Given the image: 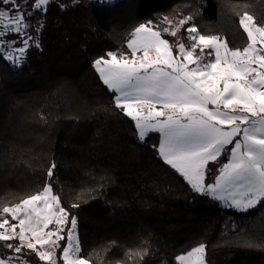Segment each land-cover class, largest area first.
Masks as SVG:
<instances>
[{"label":"trees","instance_id":"obj_1","mask_svg":"<svg viewBox=\"0 0 264 264\" xmlns=\"http://www.w3.org/2000/svg\"><path fill=\"white\" fill-rule=\"evenodd\" d=\"M245 13L264 26V0H52L41 48L19 67L0 58V210L41 191L54 163L53 191L77 219L89 264H179L200 244L207 264H264V204L236 212L194 193L159 156V133L138 139L94 67L107 52L129 51L139 24L167 27L165 16H191L185 28L243 49ZM218 167L209 165L207 183ZM13 255L0 246L2 258Z\"/></svg>","mask_w":264,"mask_h":264},{"label":"snow or ice","instance_id":"obj_2","mask_svg":"<svg viewBox=\"0 0 264 264\" xmlns=\"http://www.w3.org/2000/svg\"><path fill=\"white\" fill-rule=\"evenodd\" d=\"M51 2L0 0V58L18 67L30 48H41L42 17ZM191 20L165 16L168 26L162 30L152 21L141 23L127 41L129 51L107 52L94 67L113 93L114 107L134 122L138 139L158 132L159 156L194 193L247 212L264 204V26L245 13L239 24L248 43L231 49L217 36L200 34L194 24L185 28ZM210 164L219 167L207 183ZM55 168L53 163L47 170L49 182L41 191L0 210V246L15 254L0 258V264H32V254L58 264V249L62 264H89L80 255L77 219L53 191ZM205 256L206 245L200 244L176 260L205 264Z\"/></svg>","mask_w":264,"mask_h":264},{"label":"rangeland","instance_id":"obj_3","mask_svg":"<svg viewBox=\"0 0 264 264\" xmlns=\"http://www.w3.org/2000/svg\"><path fill=\"white\" fill-rule=\"evenodd\" d=\"M114 1H116V0H113V2ZM249 15V14H248ZM251 16V15H250ZM255 22V21H254ZM256 23V22H255ZM257 24V23H256ZM258 25V24H257ZM258 26H260V25H258ZM221 41H225L224 39H220ZM197 51H199V50H197ZM207 51V50H206ZM19 67V66H18ZM153 133H158V132H153ZM151 134V133H150ZM229 147H231V146H229ZM220 204L224 207V208H228V209H231V210H233V211H236V212H239V211H237V210H235V209H233V208H229V207H227V206H225L222 202H220ZM260 206V205H259ZM259 206H257V207H259ZM256 207V208H257ZM10 218V217H9ZM15 223V222H14ZM51 227V226H50ZM76 232H77V229H76ZM78 233V232H77ZM39 247V246H38ZM0 258H2L1 256H0ZM205 264H207V262H206V259H205Z\"/></svg>","mask_w":264,"mask_h":264}]
</instances>
